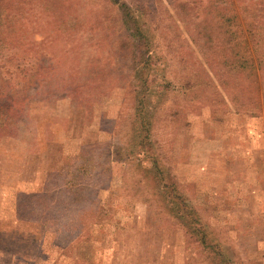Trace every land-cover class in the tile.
I'll list each match as a JSON object with an SVG mask.
<instances>
[{
  "label": "rangeland",
  "instance_id": "374dc122",
  "mask_svg": "<svg viewBox=\"0 0 264 264\" xmlns=\"http://www.w3.org/2000/svg\"><path fill=\"white\" fill-rule=\"evenodd\" d=\"M26 1L24 64L51 57L81 87L29 90L0 134V264H264V19L253 32L229 0H56L63 31ZM138 77L183 216L128 148Z\"/></svg>",
  "mask_w": 264,
  "mask_h": 264
},
{
  "label": "trees",
  "instance_id": "16d2710c",
  "mask_svg": "<svg viewBox=\"0 0 264 264\" xmlns=\"http://www.w3.org/2000/svg\"><path fill=\"white\" fill-rule=\"evenodd\" d=\"M243 1L244 0H229L231 5L230 8H233L235 2H237L236 6L240 7L238 11H241L242 14L248 15L249 18L251 17V26L252 31L254 32L258 20L264 19L261 13L263 5L260 0H248L247 4L243 3ZM44 2V11H46L51 17L48 24L55 30H58V27H61L63 31L70 30V28L67 27L68 20L64 11L62 10L61 12L59 10V7L55 4L56 0H44ZM28 4L29 2L26 0H0V134L7 131L8 124L6 121H11L15 111L23 117L19 107L28 101L29 96L25 94H28L29 90H33V92L40 90L42 93L44 90L52 91V89H60L62 85L64 87L65 84H69L68 92L71 94L79 90V87H81L80 85L73 83L74 80H72L71 76L70 78H67L66 75H61L59 63L54 65V63L51 62V57L50 59L48 58L42 66H38V64L26 66L24 64L25 58L20 51L25 50V44L23 38L21 41H19V38L20 34L25 33L26 26L19 14L23 12L25 8L30 7ZM255 6L257 9H255ZM181 7L183 8L184 4H182ZM118 9H120L122 24L129 27L131 30L130 36L138 53L140 50L149 52L147 39L144 37V31H142L144 36L140 34L141 30L139 28L141 27L138 26V15L135 14L137 11L134 12L133 9L128 8L123 3L118 4ZM223 10L226 13V11L229 10V7H226L225 9L223 8ZM15 17L19 20L17 25L16 19H14ZM78 22V19L74 20L73 25ZM259 29L261 28L259 27ZM54 39L56 38L54 37ZM253 43L255 44L256 42ZM254 53L259 54L256 47ZM55 71L57 74L54 79L56 84L49 89H46L51 86L53 82L49 81L47 78L48 76H54ZM70 73H72L71 70ZM12 74L15 75V83ZM138 78H140L141 83L140 88L136 89V103L133 112L137 125L133 128L128 148H130L135 154H142L144 158L148 160V166L140 167L141 173L150 178L151 176L148 175H154V178L162 184L166 196L170 197L175 205H179L177 208V214L181 213L183 216V214L190 213V211L187 209L186 204L183 202L177 189L171 184V177L167 174V168L154 150L151 141V115L146 106H144V98H146V96L148 97V95H146V89L144 88L143 90V87L147 81L143 80L141 77ZM86 85H83V87L91 88L89 85ZM115 160L121 161L125 159L119 155L118 159ZM219 259L220 262L224 260L221 254H219Z\"/></svg>",
  "mask_w": 264,
  "mask_h": 264
}]
</instances>
